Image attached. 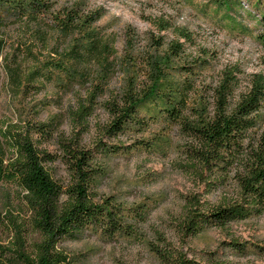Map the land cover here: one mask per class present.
Masks as SVG:
<instances>
[{
	"label": "trees",
	"instance_id": "16d2710c",
	"mask_svg": "<svg viewBox=\"0 0 264 264\" xmlns=\"http://www.w3.org/2000/svg\"><path fill=\"white\" fill-rule=\"evenodd\" d=\"M223 6L228 4L209 11L219 13ZM102 16L84 0H0V96L6 93L19 116L4 121L0 104V264H76L59 246L64 239L91 230L109 237L132 233L129 221L146 216V208L127 207L111 196L97 199L109 157L128 146L86 149L59 136L60 120L39 119L51 104V88L79 97L73 115L82 129L101 104L109 113L104 137L128 135L135 149L153 151L161 135L154 141L136 135L157 124L189 144L179 167L205 188L185 196L178 222L185 234L264 214V76L253 75L243 94L235 68L203 85L208 53L190 51L196 42L186 29L168 39L162 34L167 21L143 43L128 27L119 57L113 37L98 25ZM253 22L264 43V7ZM118 77L121 83L112 90ZM51 141L61 153L45 146ZM59 160L69 183L53 176L51 166ZM204 193H217L218 202ZM158 246L163 264H213L169 244Z\"/></svg>",
	"mask_w": 264,
	"mask_h": 264
},
{
	"label": "rangeland",
	"instance_id": "374dc122",
	"mask_svg": "<svg viewBox=\"0 0 264 264\" xmlns=\"http://www.w3.org/2000/svg\"><path fill=\"white\" fill-rule=\"evenodd\" d=\"M84 1L90 8L102 12L98 25L103 33L113 37L119 57L124 54L128 27L136 30L139 43H143L150 32L159 33L157 25L167 21L169 27L162 34L168 39L176 36L175 30L186 29L196 42L190 51L196 55L208 53L206 64L201 67L203 85L214 84L223 71L235 68L240 78L238 92L243 94L253 75L264 76V43L253 22L254 15L264 7V0ZM223 2L228 6L220 7L219 13L209 11L212 5ZM120 83L118 77L111 89H116ZM39 98L43 99V95ZM48 98L51 104L40 112L39 119L60 120L59 136L77 140L86 149H98L99 143H126L128 146L109 157L106 175L97 188V199L111 196L127 207L147 209L140 223L129 221L134 226L132 233L120 232L109 237L101 230H91L78 239L60 242L59 246L74 257L76 264H163L155 249L157 245L163 249L165 244L202 263L264 264V214L226 227H208L198 235H187L181 230L178 222L184 212L185 196L202 193L205 188L179 167L186 158L185 146L189 145L184 139L165 130L164 126L153 124L149 131L136 136L154 141L155 135H161L162 140L153 151L137 150L128 135L104 137L109 113L103 105L96 106L82 129L73 115L80 102L75 93L56 92L51 88ZM0 104L4 121L16 122L19 116L9 108L5 92L0 96ZM45 146L61 153L54 141ZM51 169L56 179L69 183L70 174L62 161H57ZM204 196L213 203L218 202L217 193H204ZM235 240L240 243L233 246Z\"/></svg>",
	"mask_w": 264,
	"mask_h": 264
}]
</instances>
